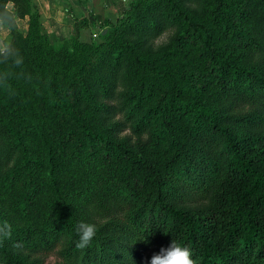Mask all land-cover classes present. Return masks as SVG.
<instances>
[{"label":"trees","instance_id":"obj_1","mask_svg":"<svg viewBox=\"0 0 264 264\" xmlns=\"http://www.w3.org/2000/svg\"><path fill=\"white\" fill-rule=\"evenodd\" d=\"M184 1H130L102 47L12 31L0 264H148L172 240L194 264H264V0ZM32 12L0 0L8 25Z\"/></svg>","mask_w":264,"mask_h":264},{"label":"rangeland","instance_id":"obj_2","mask_svg":"<svg viewBox=\"0 0 264 264\" xmlns=\"http://www.w3.org/2000/svg\"><path fill=\"white\" fill-rule=\"evenodd\" d=\"M32 9V16L25 14L14 18L13 25H8L0 20V40L10 41L14 30L23 37L31 38L33 27L42 35V40L47 44L57 47L66 41L67 49L73 50L78 42H86L93 46L102 47L113 33H118L116 28L117 18L124 13L125 6L132 0H125L114 9L110 6L105 12L96 14L92 0H28ZM99 2V1H97ZM113 3V2H112ZM183 6L191 9V4L186 0ZM8 7L11 8L10 3ZM34 15V16H33ZM30 17L35 22H30ZM12 28V29H11ZM165 31L156 36L144 35L142 39L152 44L162 40ZM55 259L53 254L44 256V263H51Z\"/></svg>","mask_w":264,"mask_h":264},{"label":"clouds","instance_id":"obj_3","mask_svg":"<svg viewBox=\"0 0 264 264\" xmlns=\"http://www.w3.org/2000/svg\"><path fill=\"white\" fill-rule=\"evenodd\" d=\"M22 65L23 57L18 50L10 42L0 40V89H12L11 81L21 75ZM74 231L78 236L75 246L85 249L91 245L97 228L95 224L79 221L74 226ZM0 234L7 235L2 230ZM148 264H194V260L188 247L172 240L167 247H161L158 252H154Z\"/></svg>","mask_w":264,"mask_h":264},{"label":"crops","instance_id":"obj_4","mask_svg":"<svg viewBox=\"0 0 264 264\" xmlns=\"http://www.w3.org/2000/svg\"><path fill=\"white\" fill-rule=\"evenodd\" d=\"M92 2L94 3V0H92L91 3ZM95 2L97 3V5L95 4L93 8L95 9V11H97L96 14H99L105 12V8H108L110 6L114 9V7H117L119 4L124 3L125 0H96Z\"/></svg>","mask_w":264,"mask_h":264}]
</instances>
